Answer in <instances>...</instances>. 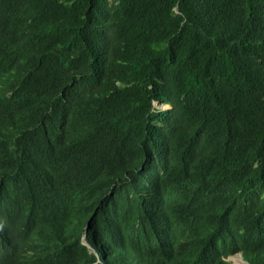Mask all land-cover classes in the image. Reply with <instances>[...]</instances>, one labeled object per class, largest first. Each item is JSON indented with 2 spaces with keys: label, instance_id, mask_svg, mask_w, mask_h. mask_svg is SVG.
Returning <instances> with one entry per match:
<instances>
[{
  "label": "trees",
  "instance_id": "trees-1",
  "mask_svg": "<svg viewBox=\"0 0 264 264\" xmlns=\"http://www.w3.org/2000/svg\"><path fill=\"white\" fill-rule=\"evenodd\" d=\"M236 256L264 264V0H0V264Z\"/></svg>",
  "mask_w": 264,
  "mask_h": 264
},
{
  "label": "rangeland",
  "instance_id": "rangeland-1",
  "mask_svg": "<svg viewBox=\"0 0 264 264\" xmlns=\"http://www.w3.org/2000/svg\"><path fill=\"white\" fill-rule=\"evenodd\" d=\"M155 107L156 108H160V109H165V108H168L167 106H163V105H157L155 104ZM229 261H231L232 263L234 264H247L246 262L242 261L239 257H230L228 259Z\"/></svg>",
  "mask_w": 264,
  "mask_h": 264
},
{
  "label": "clouds",
  "instance_id": "clouds-1",
  "mask_svg": "<svg viewBox=\"0 0 264 264\" xmlns=\"http://www.w3.org/2000/svg\"><path fill=\"white\" fill-rule=\"evenodd\" d=\"M85 244V243H84ZM240 258V257H239ZM241 259V258H240ZM242 260V259H241ZM243 261V260H242Z\"/></svg>",
  "mask_w": 264,
  "mask_h": 264
}]
</instances>
